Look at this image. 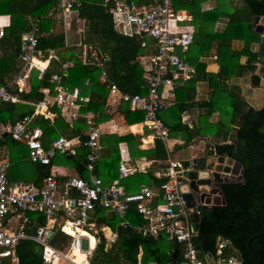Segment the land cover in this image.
<instances>
[{
    "label": "trees",
    "instance_id": "obj_1",
    "mask_svg": "<svg viewBox=\"0 0 264 264\" xmlns=\"http://www.w3.org/2000/svg\"><path fill=\"white\" fill-rule=\"evenodd\" d=\"M80 6L74 8L72 15L68 16L69 25H65V15L60 8V0H0V16L9 17V26L5 34L0 38V84L9 91H16L15 87H8L20 70L21 63L18 56L21 51V36L29 31H34L37 39V48L44 56L49 51L54 52L48 68L38 79V71L31 70L26 81L27 91L18 95L20 102H0V126L12 125L34 111V105L44 99L42 89H50V97L53 96L52 85L49 77L53 73H59L61 65L70 63L66 70L63 84L70 89H78L81 95H89L90 101L81 108V114L91 112L97 124L112 120L113 115L107 113V97L109 86L114 85L117 90L125 94H144L146 81L143 78L144 67L139 57L145 53L140 48L139 40L117 34L113 27V18L108 15L102 6L103 0H78ZM112 1V0H111ZM137 4L145 3L144 0H129ZM176 10H189L195 23L199 25L197 36L193 34V43L190 46L187 61L196 69L198 81L208 82L211 90L208 103H204L210 111H218L220 121L217 124L216 135L221 141L228 139V131L237 126L235 138L230 144H216L206 152L210 156L213 151L217 155L225 156L238 162L243 168L242 182L240 184L227 183L221 186L225 204L199 208V229L194 238V245L201 253H209L215 256L216 239L228 240L230 245L241 258L240 264H264V233L258 237L253 236L264 231V107L260 110L247 108V104L239 94L229 91L226 82L232 77H241L255 72L257 65L264 67L260 52L263 47L260 35L251 30L254 16H264V0H239L242 5L230 13H226L227 25L223 32H213L215 21L222 14V8L202 12L201 5L208 0H172ZM230 2L231 0H226ZM243 9L245 13L240 14ZM225 11V10H224ZM61 14L58 24L61 31L54 33L55 14ZM70 12V13H71ZM242 18V20H240ZM72 23V25H71ZM243 24V26L241 25ZM69 29L67 35L66 29ZM80 28V32L77 29ZM245 36L241 37L240 30ZM70 31H75L70 37ZM67 40L65 43V36ZM69 36V37H68ZM239 39L242 43L240 50L231 47V40ZM258 44V49L253 51L251 46ZM91 46L104 57L103 68L106 71L108 83L98 81L100 70L82 62L81 52L83 46ZM205 55L212 49L216 53L219 66L217 74L204 72V64L198 62L199 53L190 58L192 48ZM244 58V62L240 60ZM6 78L9 80L6 82ZM184 105H177L172 109L176 114L174 126H167L169 137L175 131L187 130L180 124V115L185 110ZM52 111L58 113L55 106ZM121 112L124 123L127 126L143 122L144 115L140 111H130L126 104L121 103L115 112ZM171 112V113H172ZM43 145L48 147L52 142L48 137L52 133L61 131L69 137L85 139L84 132L87 125L83 118H78L69 127L62 119L57 118L53 126L43 118ZM37 119L33 126H37ZM51 128V130H49ZM140 134V131L132 132ZM57 134L55 138H57ZM144 138L142 143L145 144ZM124 143L131 159L147 158L152 160H165L166 152L161 140H155L154 146L148 150L140 149L139 137L130 133L124 135H102L100 144L104 148V155L97 161L94 175L103 183H109L118 176L117 169L120 161L118 145ZM0 147L8 150L11 166L7 172V178L11 182V170L18 161L32 166V182L39 185L41 180L48 176L52 166H65L73 168L81 177H87V172L82 166L86 153L79 149L75 158L56 155L50 165L42 166L31 163L27 158V148L7 135L0 137ZM198 168L199 164L197 163ZM204 167V163H203ZM201 169V168H199ZM145 178L147 185L157 187L163 180L154 178L150 172L134 174L124 180L122 184L128 192L139 190L137 179ZM152 184V185H151ZM36 217L32 218L31 216ZM30 219L24 234L33 236L37 227L45 224V219L38 214H29ZM131 224L136 225L138 219L127 214ZM118 219L115 215L102 217V223L115 228ZM70 237L57 232L49 240V244L59 250L67 246ZM248 241L253 252L248 247ZM37 243L32 240H20L15 248L17 264H43L41 256L36 252ZM173 245L164 236L154 239L138 234L133 229H118V240L111 248L104 250L101 242L88 259V264H175L172 259ZM232 255L228 247L223 250L222 257ZM3 264H11L4 260Z\"/></svg>",
    "mask_w": 264,
    "mask_h": 264
},
{
    "label": "built area",
    "instance_id": "obj_2",
    "mask_svg": "<svg viewBox=\"0 0 264 264\" xmlns=\"http://www.w3.org/2000/svg\"><path fill=\"white\" fill-rule=\"evenodd\" d=\"M137 4L129 0H103L102 6L113 18V27L117 34L139 40L140 48L147 54V65L143 78L146 81L144 94H125L110 85L109 99L112 104H126L130 111H140L144 115L143 127L156 139L165 143L168 132L158 119V113L173 102L175 89L185 86L196 75L195 68L187 61L186 54L193 43V32L182 24L189 20L184 11L176 10L172 0H144ZM78 0H60L64 15L78 8ZM9 26V17L0 16V38ZM21 51L18 59L21 63L9 86L0 87V102L18 103V95L27 91L26 81L31 70L38 71V79L47 69L38 62H47V57L38 50L34 31L21 36ZM82 62L100 70L99 79L108 83L103 68L104 57L97 49L83 46ZM70 63L61 65L59 73L49 77L50 89H42L44 99L34 105L31 115L25 116L12 125L0 126V137L7 135L27 148L28 160L37 165L48 166L56 155L75 158L79 149H84L86 156L82 163L87 177L62 175L55 166L39 185L33 182H9L7 172L11 166L8 150L0 147V264L4 260L17 264L15 248L20 240H32L40 246L43 264H75L70 258L73 251L85 254V264L96 247L103 242L104 250L111 248L118 240V229H133L138 234L154 239L164 236L178 249L175 264H206L209 258L213 264H240L241 258L228 240L216 239L215 256L201 253L194 245V233L191 228L190 213L199 208H186L180 192V186L187 179L184 173L200 170L195 159L187 161L167 160L154 162L141 158L131 160L126 150L118 145L120 161L116 179L103 183L94 175L95 165L102 150L100 138L103 135L101 124L95 122L90 112L81 114V108L89 103V95H81L78 89H70L63 84L66 70ZM55 106L58 113L51 108ZM112 112V110L110 111ZM43 118L53 126L57 118L71 127L78 118H83L87 125L85 139L66 138L58 135L48 147L43 145V131L33 126V121ZM126 147V146H125ZM151 171L156 179L163 182L157 187L140 185L139 190L128 192L122 180L140 173ZM61 177L64 179L61 180ZM29 214H38L45 219V224L35 230L33 236L24 234L30 222ZM127 214L138 219L136 225L126 219ZM115 215L116 227L102 223V217ZM61 232L70 237L64 250L49 244L55 233ZM85 245V247H83ZM232 255L224 258L226 248ZM141 253L138 255L140 264Z\"/></svg>",
    "mask_w": 264,
    "mask_h": 264
},
{
    "label": "crops",
    "instance_id": "obj_3",
    "mask_svg": "<svg viewBox=\"0 0 264 264\" xmlns=\"http://www.w3.org/2000/svg\"><path fill=\"white\" fill-rule=\"evenodd\" d=\"M226 5H227V7L230 6L231 10L226 8ZM241 5H242V3L239 0H231L230 2H228L226 0H208L207 2H205L201 5V10H202V12H207L210 10H216L218 8H226L225 10L228 13H230L234 9L240 8ZM180 11H184L189 18V20L187 22L183 23L182 25L189 27L191 29V31L193 32L194 36L195 35L197 36L200 26L195 23V20L193 18V15L191 14V12L189 10H184V9H181ZM69 15H72V12L65 15L66 16L65 17V19H66L65 25L67 27L69 25V21L67 19ZM59 19H61V14L59 16ZM226 25H227V18L220 16L215 21V23L213 24L212 30H213V32L221 33V32H223V30H225ZM77 31L80 32V28H78ZM67 35H68V33H67ZM67 35L65 36V43L67 40ZM242 43L243 42L239 39H232L231 40V47L234 50H240L242 48ZM251 49L253 51H256L258 49V44H253L251 46ZM197 52H198V50H196L195 45H194V48H192L191 53H189L190 54L189 57L193 59L194 58L193 55L197 54ZM198 53H199V55H198L197 60L199 63L204 64V66H205L204 72L207 74H217L219 72V66L217 64L215 51L212 49L210 52H208L205 55L201 54L200 52H198ZM146 56H147V54L144 53L143 55H141L139 57V61L141 62V64L143 65L144 68L147 65ZM46 57H47L46 60H47V68H48L50 60H52L54 57V52L49 51ZM186 57H188V54H186ZM240 62L243 63L244 58H242L240 60ZM258 66H260V65H258ZM196 74H197V72H196ZM196 76L197 75H195L193 77V79L191 81H189L185 86L175 89L173 92V102H171L170 105H167L166 107H164L158 113L159 121L162 123V125L164 126V128L167 130V132L169 134V131H168L169 129L167 126H174L175 124H177V123H175L177 117H176V114L172 112V109L179 104L186 106L185 110L180 115V124L185 126L187 128V130L175 131L174 134L172 135V138L169 137V135H168L167 141L165 143H163L164 147H165V152H166V159L165 160H152V159L150 160V159L145 158L146 160L154 162L153 166L150 167L151 171L153 170L154 166L156 165V162H159V161L160 162H165L167 160L187 161L190 159H195L196 162L198 163V160H200L199 158H201L202 156L206 157V160L204 159L205 160L204 166H205L207 159L212 155V154L210 156L206 155L207 154L206 152L210 148H211V150H213L212 147H214L216 144H230L231 140L233 138H235V133H236L235 130H236L237 126H233L232 129H230L228 131V139L225 142L221 141L222 140L221 137L218 138V136L216 135L217 130L215 132H211V133L210 132L209 133L204 132V130L207 128V126L213 125V126L217 127V124L220 121V114L218 111H215V112L210 111L205 105H203L204 103H208L209 98H210V94H211V90L208 87L207 81H203V80L198 81L195 78ZM244 78H245V75H243L241 77H232V78L228 79V81L226 82V85H227L229 91L233 92V94H239L244 99V101L247 104V108H252L254 110H258V108H259V110H260V108L262 107V105L264 103V95L262 94L263 90L251 89V91H249L250 87H249V85H247ZM98 81L100 83H103L102 81H100V79H98ZM8 87H11V86L8 85ZM106 101H107V112H108L107 114L108 115L115 114V112L117 111L120 104L119 105L118 104L117 105L112 104L111 100L109 99V96L107 97ZM111 110H112V112H110ZM94 117H96V116L94 115ZM142 125H143V122L139 123V124L127 126V125H125L124 120L121 118L119 120H116V121H115V119L112 118V120L110 119L109 121H107L105 123H101V127L103 128V135L117 134V135L121 136V135L130 133L132 135L139 137V142L141 144L139 147L141 150H148V149L153 148L154 141L158 140V139H156ZM137 128H139V129H137ZM140 130H141L140 134L132 133V132H137ZM231 131L233 132L232 134H231ZM86 132H87V130L84 133H86ZM58 134L62 135L61 131L58 132ZM62 136H64V135H62ZM230 137H231V139H230ZM66 138H68V137H66ZM144 138L147 139V142L145 144L142 143ZM120 144H121V147H123L124 149H127V147H125L126 145L124 143H120ZM185 150L188 151L189 158H187V159L183 158L182 159L183 156L180 154H182V151H185ZM104 151L105 150L102 147V150L99 152L98 160L104 155ZM197 153H199L202 156L199 157ZM213 153H216V152L213 151ZM126 155L128 158H130L129 154H128V150H126ZM138 159H131V160H138ZM201 159H203V157ZM55 168H56L57 172L62 174V175L71 176V175L75 174V171L73 168L69 169V167H65V166H55ZM202 169H204V167L201 168V170ZM151 171H148V172L151 173ZM151 175H152V173H151ZM62 179H64V177H61V180ZM202 258L204 259V262L206 264H208L207 260L209 258H204V257H202Z\"/></svg>",
    "mask_w": 264,
    "mask_h": 264
},
{
    "label": "water",
    "instance_id": "obj_4",
    "mask_svg": "<svg viewBox=\"0 0 264 264\" xmlns=\"http://www.w3.org/2000/svg\"><path fill=\"white\" fill-rule=\"evenodd\" d=\"M251 30L260 35L261 42L264 44V16L253 17ZM244 80L250 87L249 91L251 89H264V67L258 66L255 72L245 77ZM242 174L243 168L238 162L231 158L212 153L207 159L204 169L183 174L186 176L187 181L180 186V192L185 201L186 208L196 209L207 207L211 209L214 206H223L225 199L220 186L227 183L240 184L243 181ZM189 218L192 231L198 233V213L193 211L190 213ZM263 233L264 231L253 236V238ZM248 247L255 252L250 246L249 241ZM232 248L234 249V247ZM40 251V246H37L36 252L39 254ZM177 255L178 249L175 247L172 252V259L176 260Z\"/></svg>",
    "mask_w": 264,
    "mask_h": 264
},
{
    "label": "rangeland",
    "instance_id": "obj_5",
    "mask_svg": "<svg viewBox=\"0 0 264 264\" xmlns=\"http://www.w3.org/2000/svg\"><path fill=\"white\" fill-rule=\"evenodd\" d=\"M226 8H228V9H230L231 10V7L230 6H228L227 7V5H226ZM226 8H222V14L220 15V16H222V17H225L226 16V13H227V11L225 10ZM225 10V11H224ZM244 10L245 9H243L242 11H239L240 12V14H242V13H245L244 12ZM246 11V10H245ZM58 13V12H57ZM60 16V14L58 13V14H55L54 15V18H55V25H54V33H59L60 31H61V25L60 24H58V21H59V16ZM243 15V14H242ZM244 16V15H243ZM240 20H242V18L240 19ZM71 25H72V23H71ZM242 26H243V24H241ZM66 32L67 33H69V29L67 28L66 29ZM74 32L75 31H70V34H69V36L70 37H73L74 36ZM240 33H241V37H244L245 36V34H244V32H243V30L241 29L240 30ZM68 36V37H69ZM234 48V47H233ZM2 54H1V52H0V56H1ZM260 56H261V59H262V61L264 62V44H263V47H262V50H261V52H260ZM257 67H258V65H257ZM257 67H256V69H257ZM250 74H245V77H248ZM9 79V78H8ZM7 78H6V82L7 81H9ZM0 86H1V84H0ZM123 119V116H122V113L121 112H117L116 114H114V116H113V119H115V121L116 120H119V119ZM40 120L41 119H37V121H36V123H37V126L43 131V128L45 127V123L43 124L42 122H40ZM124 120V119H123ZM140 128V127H139ZM139 128H137V129H139ZM136 129V130H137ZM49 130H51V128H49ZM216 130H218V128L216 127V126H207V128L204 130V132H215ZM233 132L231 131V134H232ZM57 134V136L59 135L57 132L54 134V133H52L49 137H48V139H49V141H53V140H55V135ZM63 135H64V137H69L67 134H65V133H63ZM230 139H231V137H230ZM141 145V144H140ZM143 149V148H142ZM198 154V156L199 157H201L202 155H200L199 153H197ZM180 155H182L183 157H182V159L184 158V159H187V158H189V155H188V151H182V154H180ZM203 157V159H201ZM201 158H199L200 160H198V164H199V168H203V163L205 162V160H206V157L205 156H202ZM205 159V160H204ZM19 163H17L14 167H12V170H11V176H10V178H11V182H18V181H21V182H31L32 181V166L31 165H28L27 163H24V162H22V161H18ZM70 169V168H69ZM137 181V183H141V184H143V185H147L148 183L146 182L147 180L145 179V178H140V179H137L136 180ZM32 218H34V217H36L35 215H33V216H31ZM83 247H85V245H83ZM63 251H66V249L64 250L63 249ZM73 257H74V261H77V260H82V259H84L82 256H78L77 254H73ZM207 263L208 264H213V261L211 260V259H208L207 260Z\"/></svg>",
    "mask_w": 264,
    "mask_h": 264
},
{
    "label": "bare ground",
    "instance_id": "obj_6",
    "mask_svg": "<svg viewBox=\"0 0 264 264\" xmlns=\"http://www.w3.org/2000/svg\"><path fill=\"white\" fill-rule=\"evenodd\" d=\"M38 65H39V67H41V68H45V67L47 66V62H45V61H40V62H38ZM73 254H77L78 256H82L84 259L74 261ZM70 258L73 260L72 262H74L75 264H85V254H84L83 252H80V251L75 250V251H73V253L70 255Z\"/></svg>",
    "mask_w": 264,
    "mask_h": 264
},
{
    "label": "flooded vegetation",
    "instance_id": "obj_7",
    "mask_svg": "<svg viewBox=\"0 0 264 264\" xmlns=\"http://www.w3.org/2000/svg\"><path fill=\"white\" fill-rule=\"evenodd\" d=\"M261 90H263L262 94L264 95V89H261ZM263 107H264V103H263V105H262V108H263ZM237 130H238V127L236 128L235 131H237ZM236 140H237V139H236V137H235V140H234V141H236ZM222 185H223V184H222ZM222 185H221V186H222ZM221 186H220V187H221Z\"/></svg>",
    "mask_w": 264,
    "mask_h": 264
}]
</instances>
